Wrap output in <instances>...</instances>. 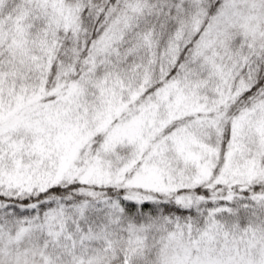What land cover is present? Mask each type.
<instances>
[{"label":"snow or ice","instance_id":"1","mask_svg":"<svg viewBox=\"0 0 264 264\" xmlns=\"http://www.w3.org/2000/svg\"><path fill=\"white\" fill-rule=\"evenodd\" d=\"M0 264H264V0H0Z\"/></svg>","mask_w":264,"mask_h":264}]
</instances>
